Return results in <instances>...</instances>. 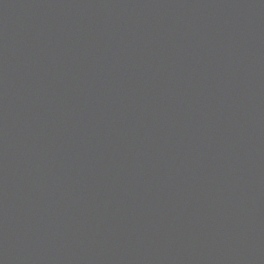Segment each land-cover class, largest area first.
<instances>
[{"label":"water","instance_id":"water-1","mask_svg":"<svg viewBox=\"0 0 264 264\" xmlns=\"http://www.w3.org/2000/svg\"><path fill=\"white\" fill-rule=\"evenodd\" d=\"M0 264H264V0H0Z\"/></svg>","mask_w":264,"mask_h":264}]
</instances>
